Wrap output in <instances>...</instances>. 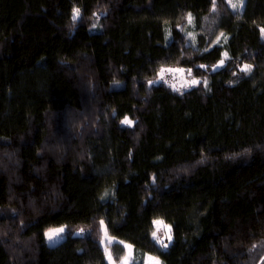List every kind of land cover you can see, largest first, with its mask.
Instances as JSON below:
<instances>
[{
	"label": "trees",
	"instance_id": "trees-1",
	"mask_svg": "<svg viewBox=\"0 0 264 264\" xmlns=\"http://www.w3.org/2000/svg\"><path fill=\"white\" fill-rule=\"evenodd\" d=\"M261 29L264 0H0V264H108L101 220L116 262L264 264Z\"/></svg>",
	"mask_w": 264,
	"mask_h": 264
},
{
	"label": "rangeland",
	"instance_id": "rangeland-1",
	"mask_svg": "<svg viewBox=\"0 0 264 264\" xmlns=\"http://www.w3.org/2000/svg\"><path fill=\"white\" fill-rule=\"evenodd\" d=\"M245 2H246V0H244V5H243L242 8H240L238 6L236 9H234L231 6V3H229V0H226V3L229 6V8L231 10H233L234 12L241 11L244 8V6H245ZM232 3H237V0H232ZM79 18H80V13H79ZM79 18H77L76 20H79ZM95 30H97V29H95ZM185 33H186L187 37L189 38L190 42L193 43L194 45H196L197 44V35H196L195 31H194V24H193L191 19L189 20V25L186 28ZM263 35H264V32H263ZM223 65H224V61H223L222 65L219 62L211 70L212 71L217 70V69L221 68ZM166 69H173L174 71L165 72L164 76H163V79H160V76H159V73H158L157 76H155L152 80H150V81H155V82L154 83H149L150 82L149 81L148 85L149 86L165 85V86L171 88L173 91H176V92H183V91H186V90H189L191 88H194V87H197V86H201V85L205 86L204 81L206 79L205 78H197L196 76H194L192 71H189V70L183 69V68H175V67H166ZM178 69H183V71L182 72L178 71ZM192 80H197V81H199V83L193 85L191 83ZM173 85L175 87H173ZM131 121H133V120H131ZM134 123L135 122L133 121L132 125H126V124H123V123H122V125L123 126H128V127H133ZM111 196H112V192H108L104 196V199L105 200L110 199ZM59 227H61V226H59ZM64 227H65V232L62 233L61 236L59 238H57L55 241H53V242H50L48 240L47 236L45 235L46 243L49 246H55L56 244L60 243L66 237L67 228H66V226H64ZM55 228H58V227H55ZM105 228H106V226L103 225L102 246L104 247V249L106 251V254H107V263L108 264H132L133 261H134V250L131 247H127V246H129L128 244L125 245L126 246V255H125L124 259H122L120 262H116L113 259L112 255H111V252H110V250L107 249V247L109 245L117 242V240L112 238V237H110V235L108 234V231H107V235L105 236V232H104ZM77 233L79 234V232H77ZM158 236L161 239L165 237V229L162 226L160 228V231L158 232ZM165 242H167L166 239L164 240V243ZM109 256H111V259H109ZM149 256H151L153 258H156V257H154L152 255H146L145 258H144L143 264H152V262H150L148 260ZM156 259H158V258H156ZM159 262H160V264H163V263H161L160 260H159Z\"/></svg>",
	"mask_w": 264,
	"mask_h": 264
},
{
	"label": "snow or ice",
	"instance_id": "snow-or-ice-1",
	"mask_svg": "<svg viewBox=\"0 0 264 264\" xmlns=\"http://www.w3.org/2000/svg\"><path fill=\"white\" fill-rule=\"evenodd\" d=\"M213 3H214V0H213ZM229 3H231V6L236 9L238 6L240 8L243 7L244 5V0H237V3H232V0H229ZM79 13H80V10L79 9H74V13H73V20H76L77 18H79ZM190 19V17H189ZM93 27L95 28L96 25L94 24ZM261 31H264V29H261ZM225 56H227V53H225ZM220 64L222 65L223 64V60L220 61ZM200 67H204L203 65H201ZM251 70V65H247L245 64L242 68H241V71H244V72H248ZM170 71H174L173 69H166V68H161L159 70V76H160V79H163V76H164V73L165 72H170ZM178 71H183V69H178ZM190 71V70H189ZM155 81H150L149 83H154ZM118 83V82H117ZM191 83L193 85L195 84H198L199 81L197 80H192ZM204 84L205 86H207V81L205 80L204 81ZM173 87H175L173 85ZM123 124H126V125H132L133 124V121H131L130 119H128L127 117L124 118V120L122 121ZM100 224L101 226L104 225V222L101 220L100 221ZM153 224L156 225V230L152 232V237L157 240V242L164 248H167L168 245L164 243V240L161 239L159 236H158V232L160 231V228L161 226L165 229V236L167 237V239L169 241H171L172 237H171V227L169 225H164L163 224V221L162 220H155L153 221ZM81 232H83V229L80 230ZM65 232V227L64 226H61V227H58V228H50L46 233L45 235L47 236L48 240L50 242H53L55 241L57 238H59L61 236L62 233ZM104 232H105V236L107 235V229L105 228L104 229ZM127 247H130V246H127ZM109 259H111V256H109ZM148 260L150 262H152V264H160L159 260L156 259V258H153L151 256L148 257Z\"/></svg>",
	"mask_w": 264,
	"mask_h": 264
}]
</instances>
